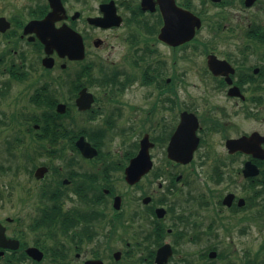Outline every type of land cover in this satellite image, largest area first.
Masks as SVG:
<instances>
[{"label":"flooded vegetation","instance_id":"af4514ba","mask_svg":"<svg viewBox=\"0 0 264 264\" xmlns=\"http://www.w3.org/2000/svg\"><path fill=\"white\" fill-rule=\"evenodd\" d=\"M184 116L188 163L168 153ZM22 123L34 210L27 230L0 221V264H264V245L237 260L215 245L264 225V0H0V126ZM145 140L152 167L129 179Z\"/></svg>","mask_w":264,"mask_h":264},{"label":"rangeland","instance_id":"374dc122","mask_svg":"<svg viewBox=\"0 0 264 264\" xmlns=\"http://www.w3.org/2000/svg\"><path fill=\"white\" fill-rule=\"evenodd\" d=\"M18 110L22 111L20 108ZM5 113V117L7 118L8 114L12 112L8 111ZM24 125L25 124L22 123L16 127L0 126V221L5 220L7 217L12 218L19 216L23 220V225L25 226L24 230H27L34 208H28L31 205L30 203L23 205L19 202L20 199L23 198L22 195L27 196L26 188L25 190H21L19 184L21 185L22 180L27 179V175L22 173L21 170L25 161L24 152L30 150L27 135L24 132ZM204 140L199 151H209L210 141L209 139ZM8 142L11 143L10 148L7 146ZM113 147L116 148V146ZM212 147L213 144H211L210 149ZM214 150L219 151L222 149L218 143H216ZM42 159L43 158L38 157L39 161ZM195 165L196 175L194 176V181L201 185L202 175L199 176L200 170ZM27 166L31 168L32 164L29 163ZM258 227L261 228L260 232H258L257 229H253L241 238L235 235L231 236V238H221L224 236L222 235L220 237L219 235L220 240L218 239V242L214 241L218 252H228L231 254L230 259L234 260H237L243 253H253V251L264 245V225L261 224L258 225ZM37 236L36 232H32L31 236L26 234L27 239L36 238ZM249 257L250 259L253 258L251 255H249ZM43 262L44 264H48V261L44 260ZM220 262L222 263V261ZM220 262L217 264H220Z\"/></svg>","mask_w":264,"mask_h":264},{"label":"water","instance_id":"95a60500","mask_svg":"<svg viewBox=\"0 0 264 264\" xmlns=\"http://www.w3.org/2000/svg\"><path fill=\"white\" fill-rule=\"evenodd\" d=\"M48 19L49 18H46L43 22H41L42 25L45 24ZM198 24L199 22L197 23V26ZM54 34L55 32L50 31L49 40H45L42 38L47 48H55L60 52L66 51L71 59L82 58L83 56L82 43L78 45L72 42V40L70 41L69 44L58 43ZM182 34L184 35L182 40H188L193 37L194 29L189 27L187 30H183ZM48 61L50 60L44 61L45 66L50 67L51 64L48 63ZM76 104L79 109L83 108V104L80 102V99H77ZM60 112H63V110H60ZM196 129H197L196 119L190 118V116L188 117L184 116L181 125L175 131L169 143L168 153H169V157L172 160L180 163H188L191 161L193 152L196 150L197 145L199 143V139H197V137L195 136ZM146 141L147 140L142 141L140 155L132 161L127 171V177L129 179L135 178L134 176H139L140 174L146 173L151 168V162L148 156V147L151 145L148 146L147 144L148 142ZM76 145L83 153L95 151L93 148H91V146L88 143L83 142L82 139H79V141L76 142ZM131 182H133V180ZM3 234H4V229L0 226V246L13 248L12 246L13 242L7 241ZM29 254L36 257L35 250H30Z\"/></svg>","mask_w":264,"mask_h":264}]
</instances>
